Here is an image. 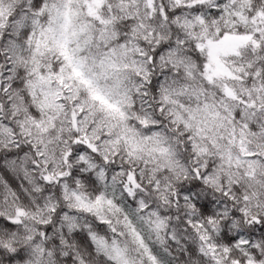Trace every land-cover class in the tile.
<instances>
[{"label":"snow or ice","instance_id":"obj_1","mask_svg":"<svg viewBox=\"0 0 264 264\" xmlns=\"http://www.w3.org/2000/svg\"><path fill=\"white\" fill-rule=\"evenodd\" d=\"M0 264H264V0H0Z\"/></svg>","mask_w":264,"mask_h":264}]
</instances>
